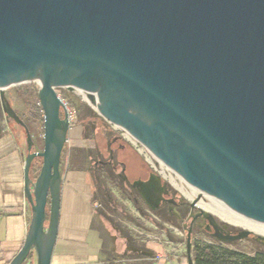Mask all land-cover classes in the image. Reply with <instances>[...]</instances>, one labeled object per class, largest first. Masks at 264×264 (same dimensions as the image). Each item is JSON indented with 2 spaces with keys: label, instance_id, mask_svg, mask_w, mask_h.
Listing matches in <instances>:
<instances>
[{
  "label": "water",
  "instance_id": "water-1",
  "mask_svg": "<svg viewBox=\"0 0 264 264\" xmlns=\"http://www.w3.org/2000/svg\"><path fill=\"white\" fill-rule=\"evenodd\" d=\"M30 81L39 82L43 148L33 151L17 118L30 217L9 264L31 253L51 264L70 132L57 89L129 134L193 199L264 228V0H0V98ZM253 235L264 243L245 227L221 240Z\"/></svg>",
  "mask_w": 264,
  "mask_h": 264
},
{
  "label": "rangeland",
  "instance_id": "rangeland-1",
  "mask_svg": "<svg viewBox=\"0 0 264 264\" xmlns=\"http://www.w3.org/2000/svg\"><path fill=\"white\" fill-rule=\"evenodd\" d=\"M39 83L35 81L20 83L13 86H8L2 89L3 94L6 95L7 101L11 108L18 114L21 120L25 122L31 131V138L35 143L42 139L43 135V122L35 116L34 106L38 101L37 90ZM62 94L58 96L64 101L68 110L75 115L70 121V132L67 139V155L70 154L71 138L79 137L82 134L81 127L76 124V106L82 108L83 105H87L85 100L75 92H69L65 89H60ZM68 97L71 101L66 98ZM96 114V113H95ZM100 117V116H99ZM101 118V117H100ZM102 119V118H101ZM103 120V119H102ZM96 126V151L100 153L102 161L104 162H116L121 164L122 174L127 176L129 183L138 179H146L149 174H155L159 177L161 182L168 187L171 197L176 202L186 203L188 205L194 204L196 207L203 209L202 206H206L187 194L173 179V174L161 165L156 158L148 150L141 149L138 151L135 147V140L126 132L121 131L115 126L109 124L105 120L97 121ZM25 140L26 137L22 131L14 141L13 132L10 131L6 119L3 115L0 105V147L2 151L9 150L14 147H18L19 152H23L22 163L25 160ZM17 141V142H16ZM81 144H76L77 147L82 148L84 152L88 153V145L86 141L81 140ZM16 142V144H15ZM42 147L36 146L35 149L42 150ZM140 149V148H138ZM63 152V151H62ZM143 152V153H141ZM66 160V159H65ZM63 161V165L67 166V161ZM89 166V162H86ZM120 169L115 170L116 173H121ZM62 171V176L64 174ZM88 186H92L91 176L88 175ZM112 193L110 199V206L108 208L101 207L95 211L99 220L96 226L100 228L101 222H104L111 229L116 227H125L126 229L133 230L135 241L145 247L148 252L135 250V255L131 256L132 264H188V253L186 246L187 227H179L170 220H161L146 206H139L138 209L131 204L130 201L120 198L118 191L109 187ZM207 208H210L206 206ZM61 208V206H60ZM124 209L135 219L141 221L143 228L137 229L133 225L125 226L123 224ZM212 209V208H210ZM61 210V209H60ZM205 213H212L225 225H229L232 231L241 230L243 226L236 224H228L226 220L218 216L216 213L203 209ZM101 212V213H100ZM172 213V211L170 212ZM116 222V224L114 223ZM168 232H171L168 234ZM190 249L197 246L200 248H212L217 254H220L226 260V264L233 263L234 258L231 254H235L243 257H253L257 254L264 253V247L260 244L258 236L253 235L247 239H244L237 243H226L222 241H215L207 236H200L199 234H193L189 241Z\"/></svg>",
  "mask_w": 264,
  "mask_h": 264
},
{
  "label": "crops",
  "instance_id": "crops-1",
  "mask_svg": "<svg viewBox=\"0 0 264 264\" xmlns=\"http://www.w3.org/2000/svg\"><path fill=\"white\" fill-rule=\"evenodd\" d=\"M80 139L75 137L71 141ZM22 158L23 154L17 149L2 151L0 147V264H9L20 250L28 226ZM104 163L114 164L112 161ZM90 168L91 165L85 161L79 166L73 165L63 174L58 234L51 264H132L131 256L136 254V249L129 246V240L122 236V230L126 228L118 226L111 229L104 222L100 223V228L96 226L100 205L91 201L92 186H88ZM120 168L121 164L116 163L114 175L121 191L129 192L130 185ZM118 169L121 173L115 172ZM155 174H152L155 182L161 183ZM158 190L154 188L155 193ZM127 216L132 217L124 209L123 219ZM123 224L129 225L124 220Z\"/></svg>",
  "mask_w": 264,
  "mask_h": 264
},
{
  "label": "trees",
  "instance_id": "trees-1",
  "mask_svg": "<svg viewBox=\"0 0 264 264\" xmlns=\"http://www.w3.org/2000/svg\"><path fill=\"white\" fill-rule=\"evenodd\" d=\"M57 94L61 93L62 91L60 89L56 90ZM66 97V96H65ZM69 101L70 99L66 97ZM71 103V101H70ZM76 108V124L79 125L82 129V136L81 139L78 141H69L72 148L69 152L70 154L67 155L68 148L67 143L65 144V147L63 149V152L61 154L60 158V172L62 174V171L64 170H71L73 165L79 166L80 164H83L85 161L89 162L91 165L89 175L92 179V203H97L100 205L101 208H108L110 206V199L112 196L111 190L109 187L115 188L120 197L124 200L130 201V195L128 192H122L121 188L118 184V181L116 180V176L114 175V168L116 166V162H114L113 165H108L102 161L101 154L96 151V130H97V121H103L95 112L89 108L87 105H83L82 108H79L78 106L74 105ZM34 112L35 116L32 115V117H36L40 119L41 122H43V113L39 106V102L37 101L34 106ZM25 123V122H24ZM30 136L31 131L28 125L25 123ZM25 135V133H24ZM85 140L86 144L88 145V153L84 152L82 148L77 147L76 144H81V140ZM32 140V138H31ZM33 145L36 148V146L42 147L43 140L39 139L37 143L33 141ZM36 151H40L35 149ZM26 157V154H25ZM66 159V160H65ZM67 161V166L63 165V161ZM41 166V161L39 159H35L30 167V179L34 181L36 177L38 176L39 170ZM127 178V176H126ZM128 180V179H127ZM142 180V179H140ZM137 197V196H136ZM138 198V197H137ZM138 201L141 205H143V202L141 200ZM131 202V201H130ZM26 209H27V221L29 222L30 217V209L29 205L26 202ZM48 209V206H47ZM99 210V209H98ZM154 215H156L161 220H170L173 221V218H171L164 210L159 212H152ZM126 224L133 225L137 229H142L143 225L140 220L135 219L133 217L127 216L123 219ZM116 224V222L114 221ZM175 223V222H174ZM171 232H168L170 234ZM122 236L124 238H127L129 240V246H134L140 251L148 252L143 245L136 242L134 239V233L132 231H129L127 229L122 230ZM264 247L263 245H261ZM189 255L191 259L192 264H226V260H224V257L220 254H217L213 251L212 248H200V247H193L192 249H189ZM231 256L234 258L233 263L229 264H264V253L257 254L253 257H243L238 256L235 254H231ZM23 264H36L35 255L31 253L27 260Z\"/></svg>",
  "mask_w": 264,
  "mask_h": 264
},
{
  "label": "flooded vegetation",
  "instance_id": "flooded-vegetation-1",
  "mask_svg": "<svg viewBox=\"0 0 264 264\" xmlns=\"http://www.w3.org/2000/svg\"><path fill=\"white\" fill-rule=\"evenodd\" d=\"M0 105L9 129L13 132L15 141V139H17L18 135L22 133V131L24 133V130L18 121L20 120L23 122V120H21L18 114L11 108L10 104L7 101V97L4 94L2 96V99L0 98ZM13 148L19 150L15 145ZM33 151L40 152L35 150L34 145ZM20 153L22 154L23 152ZM108 165H110V163H108ZM155 181L156 178H154L152 174H149L144 180L138 179L132 181L131 183L128 182V184L130 185L128 194L131 198V204L138 209L139 206L137 205L140 204L138 201L139 198V200H143V203L152 212H159L164 210L171 218H173L176 225H178L179 227H187L186 246L187 244L190 245L189 241L193 234L207 236L215 241H222L221 236L228 234L234 235L240 232V230L232 231L229 225H225L215 216H210L207 213L201 212L196 206L192 207L191 205H188L186 203L176 202L175 199L171 197L168 187H166L162 182L159 183L158 181ZM155 183H157V185H155ZM155 187H157V189L159 188L158 192L156 193L154 192ZM171 211L172 213H170ZM237 242L240 241L232 243ZM259 245L264 246V243L260 241ZM135 249L138 250L137 248Z\"/></svg>",
  "mask_w": 264,
  "mask_h": 264
},
{
  "label": "bare ground",
  "instance_id": "bare-ground-1",
  "mask_svg": "<svg viewBox=\"0 0 264 264\" xmlns=\"http://www.w3.org/2000/svg\"><path fill=\"white\" fill-rule=\"evenodd\" d=\"M39 83V82H38ZM203 209H206V210H210L214 213H216L218 216H220L221 218H223L224 220H226L228 223H231V224H236V225H241L245 228H248L249 230H251L252 232L258 234V235H261L264 237V228L263 227H259V226H256V225H252V224H249V223H245V222H242V221H239V220H236L234 218H231L219 211H216L214 209H210V208H207L206 206H202Z\"/></svg>",
  "mask_w": 264,
  "mask_h": 264
},
{
  "label": "built area",
  "instance_id": "built-area-1",
  "mask_svg": "<svg viewBox=\"0 0 264 264\" xmlns=\"http://www.w3.org/2000/svg\"><path fill=\"white\" fill-rule=\"evenodd\" d=\"M63 101V100H62ZM63 103H64V101H63ZM64 105L66 106V104L64 103ZM66 108H67V106H66ZM67 112H68V117H69V121H71V119L73 118V116L75 115V112L74 113H72V112H70L69 110H68V108H67ZM136 143H135V147L137 148V150L140 152V151H143V150H141V149H144V150H147L145 147H143V146H141L137 141H135ZM138 148H140V149H138ZM141 153H143V152H141Z\"/></svg>",
  "mask_w": 264,
  "mask_h": 264
}]
</instances>
